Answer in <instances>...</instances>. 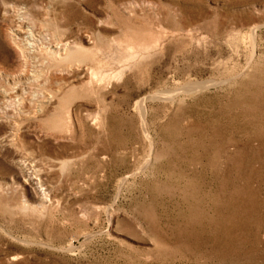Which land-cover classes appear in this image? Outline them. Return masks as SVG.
<instances>
[{
    "label": "rangeland",
    "instance_id": "1",
    "mask_svg": "<svg viewBox=\"0 0 264 264\" xmlns=\"http://www.w3.org/2000/svg\"><path fill=\"white\" fill-rule=\"evenodd\" d=\"M0 264H264V0H0Z\"/></svg>",
    "mask_w": 264,
    "mask_h": 264
},
{
    "label": "bare ground",
    "instance_id": "2",
    "mask_svg": "<svg viewBox=\"0 0 264 264\" xmlns=\"http://www.w3.org/2000/svg\"><path fill=\"white\" fill-rule=\"evenodd\" d=\"M15 38H16V34L15 33H9V40H10V43L13 45V43H15ZM8 40V41H9Z\"/></svg>",
    "mask_w": 264,
    "mask_h": 264
}]
</instances>
